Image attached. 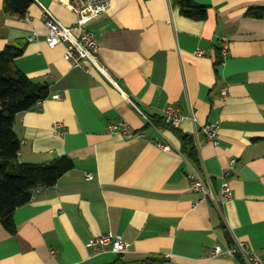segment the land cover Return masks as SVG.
I'll return each instance as SVG.
<instances>
[{
  "label": "crops",
  "instance_id": "crops-1",
  "mask_svg": "<svg viewBox=\"0 0 264 264\" xmlns=\"http://www.w3.org/2000/svg\"><path fill=\"white\" fill-rule=\"evenodd\" d=\"M176 1L112 0L87 25L116 88L88 62L84 71L65 61L63 45L47 46L42 8L72 26L66 0H32L24 18L7 15L0 0V52L24 44L14 66L49 90L15 117L17 162L48 165L67 157L73 164L15 211L13 235L0 225V264H112L118 255L93 245L105 234L130 244L121 264L148 257L238 264L209 257L214 245L236 242L264 258V17L246 16L264 10V0H192L206 7L203 21L181 16ZM221 39L228 47L215 67ZM169 109L182 117L176 128L161 122ZM120 122L142 137L107 131ZM208 124L217 126L215 146L200 131ZM173 129L193 138L199 159L193 169L209 181L210 199L191 190V165ZM230 160L231 197L216 205Z\"/></svg>",
  "mask_w": 264,
  "mask_h": 264
},
{
  "label": "trees",
  "instance_id": "trees-1",
  "mask_svg": "<svg viewBox=\"0 0 264 264\" xmlns=\"http://www.w3.org/2000/svg\"><path fill=\"white\" fill-rule=\"evenodd\" d=\"M32 0H4L3 11L16 18H24ZM181 16L203 21L207 17L205 6L192 0L176 1ZM246 16L255 19L264 17V10L250 9ZM24 44L6 47L0 52V225L13 235V216L17 209L32 200L35 190L49 188L73 167L67 157L57 158L48 165L18 163L19 141L13 132V124L18 114L32 111L48 97V86L31 82L15 66L14 60L22 55ZM222 62L219 48L215 50L214 66ZM161 122L163 123L162 119ZM180 141L179 153L194 169L199 167L198 154L191 136L173 129ZM226 240L228 237L226 236ZM229 244V243H228ZM121 256L116 262L121 264ZM238 264H243L236 259ZM141 264H167L157 257H148Z\"/></svg>",
  "mask_w": 264,
  "mask_h": 264
},
{
  "label": "built area",
  "instance_id": "built-area-1",
  "mask_svg": "<svg viewBox=\"0 0 264 264\" xmlns=\"http://www.w3.org/2000/svg\"><path fill=\"white\" fill-rule=\"evenodd\" d=\"M112 0H66L65 6L75 15L76 23L72 26H64L49 11L42 8L44 27L46 29L45 42L48 47L52 48L57 44L63 45V58L75 68H80L86 71L84 62H88L101 76L107 79L114 87L117 88L115 80L112 78L107 68L99 61L97 56V46L95 38L87 25L104 15L111 4ZM36 40V35L28 38V41ZM228 43L225 39H221L219 44V51L221 59L225 58ZM196 56L200 52L194 53ZM220 99L225 101L227 98L226 88L221 89L219 93ZM182 117L177 109L167 110L163 116L162 121L165 125L176 128ZM60 125L55 124V131L59 129ZM107 131L112 134H120L125 137L141 138L142 136L132 135L129 126L120 122L119 124L107 126ZM201 134L204 136L207 143L212 146L217 144V126L216 124H208L201 128ZM157 147L164 152L170 149L167 145L158 144ZM234 160L228 162V166L223 168L220 173L219 199L215 200L216 205H224L231 197L229 179L231 175V168ZM86 179L91 176L87 174ZM188 178L190 180V188L193 192L202 196V200L210 199L212 197L211 186L209 181L203 180L198 176L196 171L189 166ZM40 189L34 191L36 194ZM100 252L107 247L116 255H123L128 252L130 244L123 242L119 236L112 234H105L94 241L93 244ZM209 257L216 258H232L238 259L243 264H264V258H260L250 248L247 243L236 242L232 246L214 245L209 251Z\"/></svg>",
  "mask_w": 264,
  "mask_h": 264
}]
</instances>
